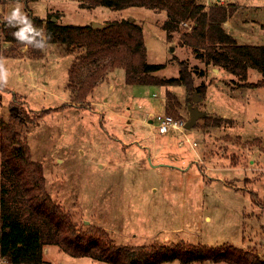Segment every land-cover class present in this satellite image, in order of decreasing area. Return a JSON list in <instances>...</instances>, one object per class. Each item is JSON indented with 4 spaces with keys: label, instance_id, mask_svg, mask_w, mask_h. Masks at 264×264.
I'll return each instance as SVG.
<instances>
[{
    "label": "rangeland",
    "instance_id": "374dc122",
    "mask_svg": "<svg viewBox=\"0 0 264 264\" xmlns=\"http://www.w3.org/2000/svg\"><path fill=\"white\" fill-rule=\"evenodd\" d=\"M198 1L205 8L215 2L233 5V14L223 22L225 30L231 22L236 30L230 34L239 36V43H264V0ZM19 2L28 15L43 19L42 25L48 17L81 25L129 18L142 26L148 62L176 57L157 72L160 77L177 76V61L184 60L193 86H206L201 96L181 85H130L122 65L110 68L97 57L78 64L80 75L97 64L106 63V68L87 97L75 101L68 70L84 54L83 47L49 43L37 50L2 42L6 53L0 59L10 77L0 91V115L9 122L12 111L22 118L16 129L31 158L42 165L47 192L70 213L76 229L87 239L117 245H232L264 260L263 75L249 67L241 79L204 65L178 43L180 31L189 30L192 20L182 21L167 39L165 9L90 8L82 0ZM16 3L9 0L2 16ZM254 83L256 87L248 86ZM166 88L178 100L176 113H170ZM189 104L206 114L184 133L160 134L147 118L165 111L185 123ZM43 258V264H108L72 256L57 244L45 245ZM0 264L12 263L0 257Z\"/></svg>",
    "mask_w": 264,
    "mask_h": 264
},
{
    "label": "trees",
    "instance_id": "16d2710c",
    "mask_svg": "<svg viewBox=\"0 0 264 264\" xmlns=\"http://www.w3.org/2000/svg\"><path fill=\"white\" fill-rule=\"evenodd\" d=\"M8 1L0 0V18ZM82 1L90 8L105 6L123 9L139 6L165 9L167 18L162 28L167 32V39L172 38V31L179 30L182 21L192 20V27L179 33L180 46L189 48L204 65L218 66L241 79L247 77L249 67L257 69L263 75L259 85L264 83V44L239 43L223 26V22L235 10L233 5L215 2L205 8L198 0ZM29 16L37 26H43V19ZM45 23L47 30L52 33L50 43L80 45L84 48L80 60L75 61L68 70L67 85L75 89V101H83L101 80L106 63L95 65L83 75L77 73L79 63L97 57L106 59L110 68L122 65L127 84L181 85L188 92L196 90L205 96L206 86H193L184 60H176L179 64L177 76L160 77L157 74L176 57L164 63L148 62L142 26L129 18L107 21L101 27H93L91 23H59L52 17L46 18ZM12 31L14 29H5V34L0 36V56L6 53L2 42L21 46L11 36ZM248 86L256 87L257 83ZM165 95L170 113H176V96L168 88ZM11 114L13 122L6 121L0 115V257L7 262L43 264L44 246L57 244L72 256H89L108 264H164L173 260L181 263L212 261L264 264V260L254 251L232 245H117L102 238H85L76 229L70 213L53 201L47 192L42 165L31 158L29 147L16 129V122L22 123V118L13 111Z\"/></svg>",
    "mask_w": 264,
    "mask_h": 264
},
{
    "label": "clouds",
    "instance_id": "9594fccd",
    "mask_svg": "<svg viewBox=\"0 0 264 264\" xmlns=\"http://www.w3.org/2000/svg\"><path fill=\"white\" fill-rule=\"evenodd\" d=\"M5 29H14L11 32L13 39L27 47L43 50L52 40V33L47 30L46 23L37 26L32 18L23 10V5L17 0L12 9L0 18V36ZM10 71L3 59H0V91L8 86Z\"/></svg>",
    "mask_w": 264,
    "mask_h": 264
},
{
    "label": "built area",
    "instance_id": "2783aa9c",
    "mask_svg": "<svg viewBox=\"0 0 264 264\" xmlns=\"http://www.w3.org/2000/svg\"><path fill=\"white\" fill-rule=\"evenodd\" d=\"M183 24H186L183 22ZM154 97H157L156 93H152ZM149 121H151V125L157 129V132L160 134H176V133H184V122L180 119L175 118L171 114L162 111L156 114H148ZM186 142H190V138H185ZM182 144V141H180ZM192 145H195V141H191Z\"/></svg>",
    "mask_w": 264,
    "mask_h": 264
},
{
    "label": "water",
    "instance_id": "95a60500",
    "mask_svg": "<svg viewBox=\"0 0 264 264\" xmlns=\"http://www.w3.org/2000/svg\"><path fill=\"white\" fill-rule=\"evenodd\" d=\"M91 25L93 27H101L103 25V23H100V22H96V21H93L91 23ZM198 98L195 97V94L192 95V101L195 102L197 101ZM188 111H189V118L188 120L184 123V128L186 129H190L192 127V125L196 122V120L201 117V116H204L206 114L205 111L203 110H200L198 107L196 106H192L191 104L188 105Z\"/></svg>",
    "mask_w": 264,
    "mask_h": 264
},
{
    "label": "crops",
    "instance_id": "0c3cea01",
    "mask_svg": "<svg viewBox=\"0 0 264 264\" xmlns=\"http://www.w3.org/2000/svg\"><path fill=\"white\" fill-rule=\"evenodd\" d=\"M230 24H231V32H234L233 30H236L234 27H233V24L230 22ZM230 30L228 31L229 33H230ZM237 30L240 32V31H242L241 29H239L238 27H237ZM234 36V35H233ZM235 38H237V39H239V36H237V35H235L234 36ZM236 39V40H237ZM242 43H245V42H242ZM253 44H255V43H253ZM262 44H264V43H262Z\"/></svg>",
    "mask_w": 264,
    "mask_h": 264
}]
</instances>
